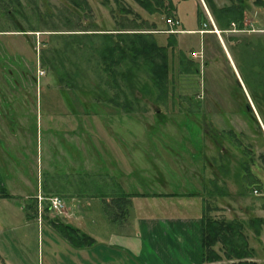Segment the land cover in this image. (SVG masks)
<instances>
[{
	"label": "rangeland",
	"instance_id": "rangeland-1",
	"mask_svg": "<svg viewBox=\"0 0 264 264\" xmlns=\"http://www.w3.org/2000/svg\"><path fill=\"white\" fill-rule=\"evenodd\" d=\"M255 1L243 0L249 6L239 30L243 32H225L221 40L205 35L199 46L197 37L178 33L198 27L205 17L206 27L212 30L211 10L205 0H172L174 11L169 20H177L179 25L173 28L176 49L167 95L163 97L162 90L154 87L146 70L133 66V79L126 90L132 111L127 115L111 103L95 100L113 94L108 90L99 95L98 88L104 85L92 50L100 47L103 38H86L81 30L112 31L122 26L131 30L133 15L121 18L124 14L109 11L111 7L118 12L114 4L106 7L101 0H87L90 12L76 10L71 0H20L23 31L34 32L0 33V186L11 196L0 198L4 264H101L97 256L118 239L152 264L154 240L139 227L141 221L193 220L205 213L215 219L245 222L255 260L264 264V227L255 236L247 225L253 218L264 220V173L256 167L262 164L264 139L256 137L255 125L258 122L264 131V117L255 104L253 107L252 98L248 96L246 101L239 91L240 82L253 92L264 79V7L256 6ZM213 3L222 7L236 0ZM123 4L140 19L167 29V20L160 13L148 14L133 0H123ZM231 26L230 31L237 30L236 24ZM0 30H15L1 10ZM73 33L76 38L67 35ZM154 37L166 44V32ZM77 42L85 48H79ZM221 44L230 51L235 68ZM67 46L70 49L65 54ZM198 48L200 53H196ZM52 61L56 65L51 66ZM63 68L75 88L57 86L54 74ZM245 102L253 108L256 120L245 113ZM211 123L220 134L216 135L219 145L210 136ZM228 131L236 139L234 144L225 139ZM241 163L258 176L260 188L250 184ZM117 183L127 193L148 196L133 198L126 219L114 224L105 214V203L112 205L108 196L117 190ZM67 193L78 196L68 197ZM84 193L88 198L80 199ZM158 194L174 196H153ZM188 194L197 198L183 196ZM38 196L59 197L65 209L60 214L53 212L48 201L39 206L35 202ZM30 215L36 217L27 221ZM59 224L75 233L69 237ZM83 238H90L94 245L87 247ZM81 250L88 260L83 261ZM122 251L116 256L113 249L114 257L104 262L141 264Z\"/></svg>",
	"mask_w": 264,
	"mask_h": 264
},
{
	"label": "trees",
	"instance_id": "trees-1",
	"mask_svg": "<svg viewBox=\"0 0 264 264\" xmlns=\"http://www.w3.org/2000/svg\"><path fill=\"white\" fill-rule=\"evenodd\" d=\"M71 1L73 4L72 6L75 7L76 10L84 9L87 12L91 11V7L87 0H81V3L83 4L82 6H80V0ZM133 1L148 14L160 13L165 17V20H168L171 18V16H173L172 12L174 11V5L172 0ZM205 2L208 8L211 10L213 17L215 18L216 23L221 30L229 29L231 24H236L237 30H242L244 14L249 9V6L247 4L245 5L243 0H236V3L222 8H217V6H215L213 3V0H205ZM101 3L106 7L112 3L116 6V11L118 12H114L110 7L109 11L111 13L120 15L121 13L124 14V16L122 15L121 18L127 17L128 14H130L133 15V19L129 20L131 24V30H126V28L123 26L112 31L88 30V28L81 30L83 31L86 38H89L88 35H101L103 38V42L100 47H93L92 50L97 57V62H95L96 72L98 71V73L102 75L99 77V80L102 81L104 85L103 89L98 88L100 93L99 95H106L108 90L112 91L113 94L110 98L100 99L96 97L95 100L111 103L117 109L124 111L126 114H130L132 111V103L126 91L129 89V83L131 82V79H133L130 68L134 69L133 66H135L138 69L143 68L146 70V72H148V78L154 87L162 90L163 97L164 95L166 96L168 91L167 89L169 87V67L170 64H172L170 62H173L175 59L176 34L170 33V30L166 25L167 29L163 30L167 35L166 44H161L157 38L154 37L155 32L159 31L157 30L156 25L149 24L148 22L136 16L135 13H133L130 9L125 8L123 0H101ZM253 4L259 7H264V2L261 0H256ZM0 10L2 11L4 18L12 23L15 28L13 31L0 30V33L6 34L10 32H34L32 30L23 31V25L19 19L20 16L23 15V8L20 0H0ZM78 15L80 14L78 13ZM83 19L84 18H82L80 22H85ZM91 31H94V34H88ZM67 35H73L72 38H76L75 35L77 34L73 33ZM77 44H79V42H77ZM247 44L253 45L248 41ZM81 45V43L78 45L79 48L84 49L85 45ZM255 46L259 48L258 45ZM69 49L70 48L67 46L64 53ZM180 54L182 55V53ZM52 63L53 65H56V63L52 61L50 64L51 66ZM130 65L132 67H130ZM61 66L63 67V65ZM122 66L124 67V70H122ZM189 68L192 73L195 72L193 69V62L190 63ZM63 70L64 68L62 69L61 73L58 74V71H55L54 77L56 79L57 86L60 88L64 87L69 89L75 88L72 85L75 83L71 80L70 75L66 72H63ZM262 103L263 101H261V104ZM232 134L233 133L231 132L230 135L233 138ZM262 157L264 158V155ZM241 168L245 172L249 170L246 163H241ZM227 170L229 171V169ZM227 170L226 172H228ZM249 178L251 179V185H254L257 189L261 187L260 180L255 179L252 176H249ZM215 185L214 187H216ZM116 188L117 190L108 196L110 197L112 205H110L109 202L105 203V214L108 220L114 224L119 223L120 220L124 221L126 219L127 215L129 214V208L133 198L147 197L143 194L125 193L118 184H116ZM192 195L194 194H189V196ZM102 197V199H105V193L102 194ZM0 198H11V196L1 186ZM245 224V222L237 218L232 220L215 219L206 213L203 214L201 227V263L257 264L255 260V250L250 246L249 238L245 232ZM247 225H249L248 227L251 228L255 236H259L261 233V228L264 227V220L261 218H253L247 222ZM59 227L67 229L69 237H71V234L75 233L74 229H70L68 226L59 224ZM82 240L83 242H87V247H92L94 245V241L90 238H83ZM80 243L81 242H78L79 245H82ZM0 264H4V260L1 256Z\"/></svg>",
	"mask_w": 264,
	"mask_h": 264
},
{
	"label": "crops",
	"instance_id": "crops-1",
	"mask_svg": "<svg viewBox=\"0 0 264 264\" xmlns=\"http://www.w3.org/2000/svg\"><path fill=\"white\" fill-rule=\"evenodd\" d=\"M214 2V0H213ZM229 6V5H226ZM225 7V6H222ZM222 7H218L217 8H222ZM177 14V11H176ZM205 17V14H203ZM212 30L208 29V27H206V24L208 22L207 17H205L204 22L199 24L198 21V27L196 28H191V29H181L180 32L178 33V35H189L193 38L197 37V40L199 39V46L201 45L200 41L202 39H204L203 37H205V35H212V36H216L217 38L219 37L218 40H221V34H224L225 32H243V31H239V30H231L229 29H223L221 30L217 23L215 18L212 16ZM177 19L180 21L179 17L177 16ZM167 25V23H165ZM180 24L181 21H180ZM232 27V26H231ZM157 32H155L156 35L158 34H165V32L163 30H160L157 28ZM8 34V33H6ZM178 37V36H177ZM222 45V44H221ZM222 49L224 51V53L226 54V56L228 57L230 64L233 65L234 67V61L232 59V56L230 54V51H228L227 47L223 44ZM200 48V47H199ZM197 49L196 53H200V49ZM70 106V105H68ZM119 110V109H118ZM129 115V114H127ZM244 173V170H242ZM248 172V171H247ZM252 177L255 179H258V176L253 173L250 170ZM245 176V175H244ZM251 180V179H250ZM119 185V187L125 192L127 193L126 190H124V188L122 186H120L119 183H117ZM69 194L68 197L73 196V193H67ZM78 194V193H76ZM128 194H133V193H128ZM144 195V194H143ZM74 196H78V195H74ZM73 196V197H74ZM80 199H82L81 197L84 198H88L86 196H89L87 194H81L79 195ZM148 196V195H146ZM153 196H158V197H169V196H174L173 194H158V195H153ZM184 197L187 198H197V195H192L189 196L188 195H183ZM34 197V196H33ZM32 198V197H31ZM34 202V201H32ZM36 202V201H35ZM74 208L77 210V207L74 206ZM24 210V208H23ZM27 215H29V213H27ZM31 216V215H30ZM36 217V216H34ZM33 216H31L30 218H27V221H31L33 218ZM38 219H35L34 221H36ZM38 223V221H37ZM40 224V223H38ZM139 227H143L144 231H145V235L146 236H150L152 240H154L152 242V252H153V260L155 262H153L152 264H160L159 262H166L165 264H184L188 263V264H202L201 263V227H202V215L200 216V214L197 217H194L193 220H178V219H167L165 221L162 222H158V221H141V224H139ZM141 235H138V238ZM135 236H133L134 238ZM109 249H106L105 252L101 254V256H97V258H100L101 260V264H107L106 261L108 258L111 259L112 253H113V249L117 250V254L116 256H120V253L123 252L122 250L124 249L126 253H128L129 255H131L132 257H134L135 259H137V261L139 260L141 262V264H144V262L146 264H151V261L149 259H143L141 254H138L139 257H137V255L132 251H130V249L128 248L126 242L122 239H118L117 241H112L110 243L107 244ZM122 246V247H121ZM142 248V247H141ZM81 248H78V250H80ZM83 251L82 253L84 254L83 256V261H86L89 259V256L85 254V250H81ZM155 256V257H154ZM157 259L159 260V262L157 261ZM174 262V263H173ZM97 264V263H96Z\"/></svg>",
	"mask_w": 264,
	"mask_h": 264
},
{
	"label": "flooded vegetation",
	"instance_id": "flooded-vegetation-1",
	"mask_svg": "<svg viewBox=\"0 0 264 264\" xmlns=\"http://www.w3.org/2000/svg\"><path fill=\"white\" fill-rule=\"evenodd\" d=\"M196 74L197 75H199V70H196ZM240 87H239V91H240V93H241V95L243 96V99H245L246 101H247V98L246 97H248V96H250L252 99L251 100H253L254 101V103H252L253 104V107H254V104H255V106L258 108V113L259 114H261V116H263L264 117V105H262V104H264V79L262 78V79H260L258 82H257V84H256V89H254L253 90V92H249V91H247V90H249V89H246V87H245V84L244 83H241L240 82ZM241 87H243V89L245 90V91H243L242 89H241ZM249 92V93H248ZM255 93V94H254ZM197 99H200V95H197ZM252 101V102H253ZM261 101H263V103L261 104ZM258 104H257V103ZM257 104V105H256ZM200 104L198 103L197 104V110L199 109V106ZM262 106V107H261ZM253 108H251L250 107V105L247 103V102H245L244 103V110L246 111L245 113L246 114H248V113H250L251 115H252V117H251V119H253V120H256V118H255V115H254V113H253V110H252ZM252 120V121H253ZM254 122V121H253ZM255 125H256V127H257V130H256V133L257 132H259V133H257L256 135V137L259 139V138H263L264 139V131L261 129V127H260V125L258 124V122H257V124L255 123ZM210 130L213 132V134H211L210 136H211V138H212V141L215 143V145H219V141H218V139L216 138V135H220V134H218V132H216V130H214V129H216L213 125H212V123L210 124ZM209 130V131H210ZM211 132V133H212ZM232 131H228L226 134H224V135H227V137H225V139L226 140H229V141H231L230 143H232V144H234V140H236L234 137L232 138V136L230 135V133H231ZM216 133V134H215ZM243 135V133H240V135ZM237 142V141H236ZM237 144H235L234 145V147L236 148V150H239V151H241V152H243L241 149H239V147H237L236 146ZM240 146V145H239ZM220 151H225V149L224 148H220ZM247 151H250V150H245L244 151V153H247ZM230 155V154H229ZM264 155V153L263 154H261V156H260V160H261V162H262V164L260 163V164H258V165H256V167H257V169L258 170H260L261 172H263L264 173V158L262 157ZM228 156V153L226 154V156H225V158ZM230 158V157H229ZM244 175L245 176H252V174H251V172H249V170H248V173L247 172H245L244 171Z\"/></svg>",
	"mask_w": 264,
	"mask_h": 264
},
{
	"label": "built area",
	"instance_id": "built-area-1",
	"mask_svg": "<svg viewBox=\"0 0 264 264\" xmlns=\"http://www.w3.org/2000/svg\"><path fill=\"white\" fill-rule=\"evenodd\" d=\"M170 32L172 33L174 30L173 28L179 25V22L177 20H167L166 21ZM233 25V24H232ZM254 193L258 195V191L254 190ZM48 201V207L49 210L56 212V213H61L64 209H65V204L63 202V200H61V198L59 197H53V198H49V199H44L42 198V196H38V205H42L43 202Z\"/></svg>",
	"mask_w": 264,
	"mask_h": 264
}]
</instances>
